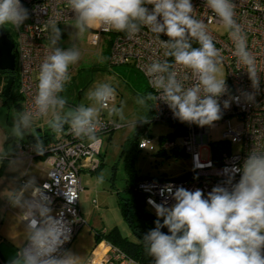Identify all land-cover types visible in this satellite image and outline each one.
<instances>
[{"label": "clouds", "instance_id": "obj_1", "mask_svg": "<svg viewBox=\"0 0 264 264\" xmlns=\"http://www.w3.org/2000/svg\"><path fill=\"white\" fill-rule=\"evenodd\" d=\"M74 13L75 36L81 37L94 27L124 33L136 37L142 27H148L164 49L166 59L152 62L146 68L149 84L154 92H145L138 100L157 99L167 103L174 117L189 125H212L221 118L219 98L227 91L225 74L222 73L223 55L215 46L213 37L201 20L194 18L191 0H67ZM207 7L219 18L233 44V56L242 65L251 81L253 92H244L246 102L255 101L260 90L256 57L248 50L247 37L236 20L234 0H206ZM151 5V9L146 7ZM29 18V11L21 0H0V28L19 30ZM48 33L50 54L40 65L38 83L34 96L36 115L49 116V127L56 135H63L68 124L77 139H87L94 145L102 143L97 136L102 108H108L116 96L110 83L98 84L89 91V106L79 105L61 115L67 99L59 94L70 82L69 69L81 60V51L76 44L67 49L56 46L61 38L57 21L44 24ZM167 40H160V35ZM193 41L198 47H193ZM107 57L100 56L103 63ZM184 70L195 78L192 86L185 87L189 75H180ZM239 103L241 96H231ZM223 107H230L224 100ZM123 119L122 109L112 107L109 115ZM33 114H18L12 127V135L23 139L24 131L32 126ZM141 123H148L145 115ZM37 155H43L45 146L37 138L34 145ZM10 150L0 147V159H7ZM13 170H19L14 159L8 161ZM238 183L231 191L215 186L207 194L200 189L189 191L171 185L161 190L175 204L165 207L149 200L158 218L155 228L143 240L154 264H264V152L253 150L243 162ZM230 176L227 183H231ZM98 183L103 177L97 178ZM45 187V186H44ZM48 187V186H47ZM45 187V188H47ZM29 195L26 196L25 194ZM8 202L23 212L26 223L25 241L11 264H83L84 258L64 250L63 245L71 239V227L63 217L52 215L51 201L37 185L36 177L30 176L20 189L9 190ZM166 203V201H165ZM167 227L169 234L161 232Z\"/></svg>", "mask_w": 264, "mask_h": 264}, {"label": "built area", "instance_id": "obj_2", "mask_svg": "<svg viewBox=\"0 0 264 264\" xmlns=\"http://www.w3.org/2000/svg\"><path fill=\"white\" fill-rule=\"evenodd\" d=\"M194 7V18L201 20L207 26L209 34L213 37L215 46L221 49L225 68L226 93L219 98L221 104V118L212 125L203 127L196 124L189 125L174 117L167 103L157 99L149 101L151 118L153 121L174 123L178 133H174L167 139L164 150L179 151L189 159V171L179 179H144L137 185V189L144 195L145 205L155 213V208L149 200L155 203H164L165 207L172 206L175 201L170 197L161 195V190L167 185L183 187L189 191L200 189L205 198L215 186H222L231 191L239 182L242 171L233 172V169H242L243 162L253 151L264 152V0H234L236 20L247 37L248 50L256 57L260 90L255 95V101L246 102L244 92H253L251 81L246 69L237 63L233 56V44L225 32L219 18L207 7L206 0H191ZM21 4L28 9L29 18L21 25L20 29L6 31L8 38L13 42L15 55V92L19 96L22 112H31L32 120H38L43 116L36 115L34 96L38 83L40 65L50 54L48 33L44 31V24L49 20L57 21V27L74 22V13L70 10L67 0H21ZM151 9V5H146ZM94 35L99 37L106 34L109 40L108 62L117 66H129L138 71L146 80V92H154L146 75V68L155 61L164 60V49L148 27H142L140 33L134 38H128L122 32L105 30L101 27L91 29ZM160 40L168 38L161 34ZM193 41V47H198ZM180 75H189L185 81V87L192 86L195 78L191 74L179 70ZM60 95V94H59ZM241 96L239 103L230 100L231 96ZM229 100L230 107L225 109L223 101ZM105 109V108H103ZM97 136L119 125L106 123L99 118ZM218 124L224 126L222 137L219 140L226 148L220 150V154L214 157L210 142V132ZM178 134V136H177ZM176 135V137H175ZM176 139H180L177 143ZM218 141V142H219ZM37 142V141H36ZM36 142L19 144L17 155L26 156L30 161L41 158L50 166L46 177L37 183L51 201L52 215L63 217L71 227V239L63 245L67 250L69 244L86 222L79 209V198L82 192L80 183V171L83 164H88L92 171L99 168L101 144L94 145L87 139L75 138L68 124L64 125L63 135H56L50 131V138L43 142L44 154L37 155L34 151ZM219 142V143H220ZM233 144L239 146L237 152H232ZM206 156L203 157L202 153ZM231 183H227L229 177ZM25 182L22 183V186ZM47 188H45V187ZM166 201V203H165ZM25 221V220H24ZM25 223H27L25 221ZM26 243V241H25ZM24 243V244H25ZM264 255V249H262ZM85 264H136L117 247L105 240L97 242Z\"/></svg>", "mask_w": 264, "mask_h": 264}, {"label": "rangeland", "instance_id": "obj_3", "mask_svg": "<svg viewBox=\"0 0 264 264\" xmlns=\"http://www.w3.org/2000/svg\"><path fill=\"white\" fill-rule=\"evenodd\" d=\"M73 24L74 22H71L60 26L61 36L62 33L64 35L56 45L67 49L76 44L82 54L78 64L69 69L71 80L65 85L62 96L67 99V104L61 115L81 104L89 106L91 104L87 99L89 91L98 84L110 83L116 89V96L110 101L108 108L100 110L99 118L120 126L112 128L109 133L100 137L102 140L100 169L93 173H81L83 190L79 198V209L86 222L84 227L91 223L107 232L115 227L122 236L133 240L134 237L116 199V193L123 195L124 189L129 185L126 164L130 163L138 176L177 178L183 177L189 171V159L182 154L173 155L169 150L163 152L161 138L174 132V126L170 123L153 121L147 125L143 133H140L139 117L145 114L148 116L149 110L147 100L144 106L138 103V100L145 96L146 80L129 66L112 65L108 58L103 63L99 62L100 56L107 57L110 37L106 34L97 37L92 30L84 36L76 37ZM221 70L225 74L224 66ZM3 80L4 78L0 76V89ZM0 102L2 103L1 98ZM15 104L13 99H8L6 105L0 106L3 121L5 125L8 122L10 132L18 114L23 113ZM112 107L122 109L123 119L115 114L109 115ZM41 118L40 121L32 120V126L27 130L33 132L35 129H48L51 114ZM223 129L224 126L221 124L212 128L210 142L219 141ZM176 142L179 143L180 139H176ZM238 150L239 146L233 144L231 151ZM202 156L205 157L206 153L203 152ZM36 162L39 168L46 166L42 160L36 159ZM98 177H103L102 183L97 182ZM146 208L151 211L149 207Z\"/></svg>", "mask_w": 264, "mask_h": 264}, {"label": "crops", "instance_id": "obj_4", "mask_svg": "<svg viewBox=\"0 0 264 264\" xmlns=\"http://www.w3.org/2000/svg\"><path fill=\"white\" fill-rule=\"evenodd\" d=\"M60 96L62 97L63 93H60ZM1 105L3 104L0 102V106ZM1 113L0 109V147L5 150H10L11 155L7 159H0V167L3 161L5 162L3 170L0 174V264H11V260L15 258L16 253L25 243L26 223L23 220L22 210L13 207L8 202L6 194L9 190L20 189L22 187V183L26 182L30 176H35L36 182L39 183L46 177L48 171L50 170V166L43 165L39 168V164H37L36 159L42 160L41 158L36 157L30 161L26 156L17 155V146L19 144H25L24 139L31 132V130H25L23 139H17L12 135V132L9 131L8 122L5 125ZM40 120H42V118L38 119V121ZM37 130L42 129H35L34 131ZM10 159L16 160L19 164V170H13L9 166L8 161ZM99 169L100 166L97 170ZM84 172L93 173L96 171H92L88 164H83V168L80 171L81 186L83 185L81 173ZM25 195L28 196L29 194L26 193ZM95 231L100 233L107 232L104 229L89 223L87 227L81 228L78 231L68 246L67 250H70L72 253L84 258L83 264H85L87 259L91 257L92 250L96 244Z\"/></svg>", "mask_w": 264, "mask_h": 264}, {"label": "trees", "instance_id": "obj_5", "mask_svg": "<svg viewBox=\"0 0 264 264\" xmlns=\"http://www.w3.org/2000/svg\"><path fill=\"white\" fill-rule=\"evenodd\" d=\"M63 33L61 38L63 37ZM109 56V48L107 49V58ZM12 75L14 77V83L10 91V95L7 98H4L3 92L5 83L7 81V78L9 75ZM0 76L4 78L2 87L0 89V98L3 105H6L8 99H13L14 102H16L15 106L16 108H19L21 106L20 98L15 92V86H16V75L15 72L13 73H7V72H0ZM147 90V89H146ZM17 98V99H15ZM149 103V101H148ZM149 110H148V120L152 116V112L150 109V103H149ZM106 123H109L108 121H105ZM111 124V123H110ZM148 123H141L139 126L140 133H143L145 128L147 127ZM174 126V132L172 134L163 136L161 138V144L163 148V152H166L167 150H164V142L171 138L174 133H178V130H176V124L170 123ZM50 131L51 128L40 130V132L33 131L30 132L26 138L24 139V143H32L36 142L37 138L41 139L43 142H46L48 138H50ZM111 130H107L102 135H105L109 133ZM101 135V136H102ZM178 136V134H177ZM176 137V135H175ZM220 142V141H219ZM218 141H214L212 145V149L214 151L213 155L216 157L218 154H220V150L223 148L225 149L226 146L222 145V143H219ZM173 155H179L181 154L179 151H175L173 149L169 150ZM5 165V162L3 161L1 167H0V174L3 170V167ZM127 173H128V181L129 185L127 189H124V194H120L119 192L116 193V199L118 206L120 208V211L123 215V218L125 219L126 223L128 224L131 233L134 237L133 240H130L128 237L122 236L117 228H113L108 232L100 233L98 231H95V239L96 243L100 240H105L111 245L117 247L121 252H123L128 258L132 259L136 264H154V258L149 255L147 252L145 243H144V236L147 235V233L155 228V221L157 219L160 220V222H163V218H158L153 211L147 210L145 202H144V195L137 189L138 183L143 181L144 179H161L159 178H151V177H143L138 176L136 173L132 170L130 163L126 164ZM97 171V169L95 170ZM182 177L172 178V179H179ZM170 179V178H168Z\"/></svg>", "mask_w": 264, "mask_h": 264}, {"label": "water", "instance_id": "obj_6", "mask_svg": "<svg viewBox=\"0 0 264 264\" xmlns=\"http://www.w3.org/2000/svg\"><path fill=\"white\" fill-rule=\"evenodd\" d=\"M14 44L6 33L0 28V72L13 73L15 71V55L13 53ZM14 83V77L10 74L5 83L3 96L9 97ZM40 132V130H37ZM161 232L169 234L167 227L161 228Z\"/></svg>", "mask_w": 264, "mask_h": 264}]
</instances>
